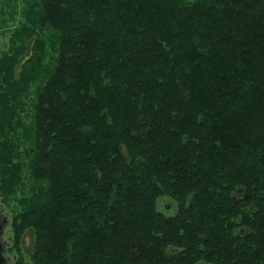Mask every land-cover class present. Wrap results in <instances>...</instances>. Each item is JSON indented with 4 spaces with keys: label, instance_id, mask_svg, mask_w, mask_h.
Here are the masks:
<instances>
[{
    "label": "trees",
    "instance_id": "trees-1",
    "mask_svg": "<svg viewBox=\"0 0 264 264\" xmlns=\"http://www.w3.org/2000/svg\"><path fill=\"white\" fill-rule=\"evenodd\" d=\"M31 1L30 263L264 264V0Z\"/></svg>",
    "mask_w": 264,
    "mask_h": 264
},
{
    "label": "rangeland",
    "instance_id": "rangeland-1",
    "mask_svg": "<svg viewBox=\"0 0 264 264\" xmlns=\"http://www.w3.org/2000/svg\"><path fill=\"white\" fill-rule=\"evenodd\" d=\"M2 15L0 17V78L3 77L4 87L13 93L14 99L4 102L0 99V203L3 212L12 217V226L6 228L5 238L15 235V242L11 240L10 256L15 255L17 264L23 259L30 263L29 254L33 242V234L29 229L23 230L16 236L13 226V217L26 206L30 185L31 150L33 149L32 114L35 92L45 80L46 70L51 57L56 56L57 41L50 30L40 29L35 23V11L31 0H2ZM47 54L42 60L32 58L34 52ZM9 56L15 57L14 66ZM29 60H32L31 63ZM27 67V68H26ZM30 69L36 72H31ZM11 156L12 163L20 161L18 187H11L9 191L2 192L1 178L3 174L8 177L12 165L6 166L5 157ZM18 163V162H14ZM15 168L14 171H17ZM13 171V172H14ZM158 199L166 209H172L173 203L176 211L177 203L172 199ZM162 200V201H161ZM173 201V202H172ZM159 209V205L157 206ZM174 211L168 213L171 215ZM10 235V236H9ZM20 248V250H19ZM26 264V263H23Z\"/></svg>",
    "mask_w": 264,
    "mask_h": 264
},
{
    "label": "flooded vegetation",
    "instance_id": "flooded-vegetation-1",
    "mask_svg": "<svg viewBox=\"0 0 264 264\" xmlns=\"http://www.w3.org/2000/svg\"><path fill=\"white\" fill-rule=\"evenodd\" d=\"M12 226V217L9 216V213L3 212V206L0 203V264H17L15 255L10 256L11 240L15 242V235L5 238L6 228ZM20 250V248H19ZM23 263L28 264L23 259L20 260Z\"/></svg>",
    "mask_w": 264,
    "mask_h": 264
}]
</instances>
